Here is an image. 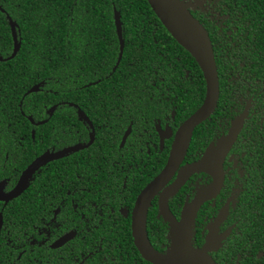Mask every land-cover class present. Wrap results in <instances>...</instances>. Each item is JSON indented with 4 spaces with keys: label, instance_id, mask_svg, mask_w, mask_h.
Masks as SVG:
<instances>
[{
    "label": "flooded vegetation",
    "instance_id": "obj_1",
    "mask_svg": "<svg viewBox=\"0 0 264 264\" xmlns=\"http://www.w3.org/2000/svg\"><path fill=\"white\" fill-rule=\"evenodd\" d=\"M182 1L209 35L219 97L213 113L194 128L174 176L142 203L140 221L150 246L169 255L173 222L182 224L187 206L214 178L199 171L171 195L168 187L182 167L199 161L241 119L235 140L221 155L219 192L203 201L182 233L189 236L182 250L201 251L210 240L212 249L205 253L216 264H241L251 261L264 234V53L256 50L249 22L230 10V0ZM148 27L157 31L156 22ZM120 30L122 37L121 22ZM115 33L118 55L108 76L123 54L116 27ZM160 54L170 65V55ZM173 67V75L167 73L173 81L153 69L142 107L130 108L121 94L105 101L97 125L89 109L84 114L70 101L44 106L36 118L27 115L31 128L0 117V264H152L134 240L139 197L164 168L177 131L205 96L203 79L196 108L201 79L178 59ZM188 97L192 102L185 106ZM39 159L43 162L27 176ZM262 255L256 250L254 259Z\"/></svg>",
    "mask_w": 264,
    "mask_h": 264
},
{
    "label": "trees",
    "instance_id": "obj_2",
    "mask_svg": "<svg viewBox=\"0 0 264 264\" xmlns=\"http://www.w3.org/2000/svg\"><path fill=\"white\" fill-rule=\"evenodd\" d=\"M229 2L230 10L241 15V22L243 18L249 22L256 50L263 54L264 0ZM0 8L4 11H0V57H9L13 50L9 20L20 42L13 59L0 61L1 118L19 120L31 128L27 115L36 118L44 106L70 101L84 114L89 109L97 125L98 116H103L99 113L103 103L118 100L115 94H121L130 108L142 107L153 69L173 81L170 75L177 59L190 65L201 79L198 101L194 97L195 107L201 104L203 78L199 68L158 22L146 0H0ZM114 12L119 14L124 48L116 71L108 76L118 55ZM155 22L157 31L153 33L148 26ZM160 53L170 55V65ZM93 82L97 83L80 88ZM31 88L39 90L25 95ZM190 102L188 97L185 106ZM189 114L186 110V116ZM256 246L263 251L262 257L254 259V249L251 261L241 264H264V234L261 247Z\"/></svg>",
    "mask_w": 264,
    "mask_h": 264
},
{
    "label": "water",
    "instance_id": "obj_3",
    "mask_svg": "<svg viewBox=\"0 0 264 264\" xmlns=\"http://www.w3.org/2000/svg\"><path fill=\"white\" fill-rule=\"evenodd\" d=\"M150 8L169 33L171 38L195 61L199 70L202 73L205 83V96L201 107L190 116L177 131L171 145V150L167 158L166 164L161 172L151 181L149 186L139 197V204L136 213L134 240L142 257L152 264H216L214 260L205 252L211 251V241L205 242L201 251H185L182 248L189 245V236L182 235L184 224H193V219L197 210L205 199L218 193L222 185L221 173V155L227 147L233 143L240 129L241 119L236 120V128L229 134L221 138L215 147L210 145L205 151L202 158L192 164L182 167L171 186L168 187V193H174L188 177L196 172L204 171L213 175L214 181L212 186L198 194L193 201L185 209V214L182 218V224L174 223V228L171 231L173 249L169 255L165 256L156 252L149 244L144 226L141 223L142 203L149 202L152 194L167 183L180 167L186 150L188 148L190 138L194 128L206 120L215 110L219 97V82L216 64L213 55L212 45L209 35L204 27L190 14L186 5L182 0H146ZM12 30L13 50L9 57L0 61L13 59L20 49V42L16 38L14 23L10 20ZM115 27L119 41V56L122 54L123 39L121 37L120 21L118 14H115ZM36 89H30L27 94L35 92ZM56 156L49 155L47 159L55 158ZM211 159L214 162L211 164ZM217 159V161L215 160ZM43 160L39 159L31 165L27 170V176L33 172ZM212 169L209 171V169ZM145 213V211H144Z\"/></svg>",
    "mask_w": 264,
    "mask_h": 264
}]
</instances>
